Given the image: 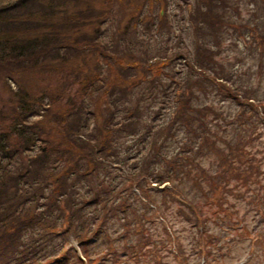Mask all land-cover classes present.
<instances>
[{
	"label": "trees",
	"instance_id": "16d2710c",
	"mask_svg": "<svg viewBox=\"0 0 264 264\" xmlns=\"http://www.w3.org/2000/svg\"><path fill=\"white\" fill-rule=\"evenodd\" d=\"M146 1L0 0V264H116L147 244L161 257L174 247L168 253L175 257L174 232L164 214L151 219L140 210L162 211L190 197L191 222L204 199L219 203L206 196L203 174L210 191L219 181L202 160L208 154L225 165L228 149L242 157L248 145L243 137L261 127L250 106L264 111V96L244 93L247 106L224 82L229 74L221 63L213 64L217 34L205 16L216 12L217 0L197 1L189 14L195 49L178 40L170 51L172 27L161 45L140 39V28L171 25L165 1L153 14L161 1L149 0L148 14L138 15ZM116 2L129 9L121 12L110 39H102ZM254 2L264 11V0ZM254 36L249 42L258 44L260 36ZM181 56L188 67L182 79L175 68ZM216 89L242 101L225 119L201 95ZM169 107V115L160 118ZM245 160L252 163L250 156ZM214 170L219 177L222 169ZM145 219L153 227L149 234L137 229ZM206 222L208 216L202 228ZM119 226L126 233L116 238ZM197 231L209 242L219 240L208 230ZM120 238L130 240L123 253Z\"/></svg>",
	"mask_w": 264,
	"mask_h": 264
},
{
	"label": "rangeland",
	"instance_id": "374dc122",
	"mask_svg": "<svg viewBox=\"0 0 264 264\" xmlns=\"http://www.w3.org/2000/svg\"><path fill=\"white\" fill-rule=\"evenodd\" d=\"M157 1L161 2L155 4L153 14L157 8L162 7V3L165 1L167 16L171 25H166L160 29L158 26L156 28L153 24H150L144 27V31L140 28L139 31L142 33L140 39L147 45L154 43V41L161 45L165 41L169 28L172 27V31L170 30L172 38H167L169 40L168 51L175 49L172 44H175L178 40H180V45L184 46L186 44L190 50L195 49L194 31L188 19L189 14L194 10L195 2L200 0ZM215 2L219 3V7H212L216 12L205 16L211 20V25H208L212 26L210 30L217 34L216 36L212 35L218 44L217 48L219 50L216 55L217 60L213 64L218 66L221 63V66L229 74L224 82L248 106L244 93H247L248 96H264V11L259 10L254 0H217ZM199 3L203 4L201 1ZM112 6L111 13L103 24L102 39L106 36L110 39L113 30L120 27L118 18H120L121 12L129 9L128 4L119 9L117 2ZM149 6V0L144 2L138 15L148 14ZM201 11L205 10L201 9ZM155 17L159 18L157 15ZM196 19L198 22L202 20L199 16H196ZM247 26H250L249 30ZM74 29L72 28V31ZM174 29L180 31L178 33L173 32ZM151 31L153 33H150ZM259 31L261 35L258 33ZM252 34L260 36L261 40L258 41V44L249 42ZM116 35L120 39V33L117 32ZM213 44L216 45L215 42ZM177 48L180 49V47ZM258 49L263 51L259 54ZM153 51L151 54L156 55L155 50ZM181 57L183 59L175 58L177 62L175 68L179 70L176 72V78L181 77L182 79L186 76L188 67L183 65L185 57ZM114 66L112 64L109 69L110 72L115 70ZM168 68H171V66H168ZM172 77L175 76L172 75ZM198 79L205 83V86L211 87L209 81L203 80V78ZM11 85L15 86L13 83ZM248 87L252 90L244 91V88ZM214 88L216 87L214 86ZM214 91L215 94L212 93L209 97L204 93H201V95H204L203 97H205L207 103H211L225 114L223 119L226 116H231L242 103L229 90L226 91L228 97L225 98L217 89ZM250 100L257 102L254 98H250ZM250 108L252 109L250 112L253 113H248L256 118L261 127L257 126L255 129H249L243 137V140L248 139V145L247 149L242 151V157L240 154L235 156L234 151L228 149L225 165H217V162L210 161L211 158L208 154L202 160L204 167L211 170L215 180L219 181L215 192L208 190L212 186L205 179V174H203L201 181L206 186L204 187L206 196H211L210 199L220 198L218 204L213 202L207 204L209 199H204L201 204V214L200 212L197 213L196 217L193 215L195 218L191 216V222L186 217L192 207L193 200L190 197L186 198L188 201L182 205H179L178 202L165 204L162 211L155 209L144 212L145 209L140 210L142 212L141 217L151 219H155L158 213L159 216L162 213L164 214L166 218L163 219L164 222L169 224L174 232L173 237H175L174 242L177 244V255L173 257L171 253H168V251L173 252L174 247H170L171 250L168 249L163 254L165 256L161 257L157 251H154L153 246L147 244L145 248L141 247L142 249L138 255L128 253V256L120 258V261L116 264H264V111L263 109L260 111V107L255 105H251ZM169 112L170 107L162 112L160 118L168 116ZM104 113H106V110H104ZM116 115H120V111H116ZM224 122L226 121L223 120ZM227 123H232V119H227ZM129 142L132 141L129 139ZM38 145L39 143H37ZM245 153L247 157L244 156ZM248 156L252 158L251 164H247L245 160ZM114 164L113 169L119 172L120 164ZM218 167L222 169L219 172V177L216 170H214ZM167 182L160 184V186L166 185ZM183 188H189V184H185ZM138 204L142 205L139 202ZM231 211V214L227 213ZM206 216H208V222L205 223L206 228H202L201 225H203ZM149 221L150 219H147L142 227L137 228L138 232H140V228H142L141 233L143 234H149L148 232L153 231V227H149V223H147ZM154 226L158 227L155 224ZM118 229L121 231L115 233L116 238L123 236L120 235L121 233H126L122 227L119 226ZM197 230H208L213 234L212 238L219 240L209 242L207 241L209 237L197 235ZM129 241L128 238L124 241L120 238L118 250L123 253V247H126ZM171 244H173L172 241L170 246ZM205 247L206 253L204 251H202V255L198 253L204 250ZM135 249L139 250L138 248ZM105 256L104 254L101 255L102 258H105ZM95 263H99V259Z\"/></svg>",
	"mask_w": 264,
	"mask_h": 264
}]
</instances>
